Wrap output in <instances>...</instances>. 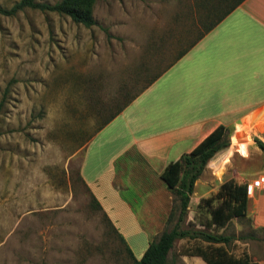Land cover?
Wrapping results in <instances>:
<instances>
[{
	"label": "rangeland",
	"instance_id": "rangeland-1",
	"mask_svg": "<svg viewBox=\"0 0 264 264\" xmlns=\"http://www.w3.org/2000/svg\"><path fill=\"white\" fill-rule=\"evenodd\" d=\"M199 10L195 0H97L91 26L31 8L0 15V264H131L79 166L122 95L140 88L201 30ZM244 134L239 141H248ZM261 134L264 125L245 157L230 136L208 161L211 174L245 182L264 176ZM215 232L234 237L226 246L234 255L264 260V228L248 214Z\"/></svg>",
	"mask_w": 264,
	"mask_h": 264
},
{
	"label": "crops",
	"instance_id": "crops-1",
	"mask_svg": "<svg viewBox=\"0 0 264 264\" xmlns=\"http://www.w3.org/2000/svg\"><path fill=\"white\" fill-rule=\"evenodd\" d=\"M219 124L231 129V140L244 132L248 141L264 125V0H244L85 146L79 176L134 256L143 254L167 228L176 203L162 172ZM244 142L232 144L242 157L248 155L249 143ZM221 156L225 166L229 153ZM209 170L207 163L194 183L180 223L183 229L225 228L232 219L224 226L211 219L221 184L254 180H238L228 172L217 178ZM248 195L246 214L264 228V185ZM205 244L197 238L177 239L168 261L207 264L200 256L184 253Z\"/></svg>",
	"mask_w": 264,
	"mask_h": 264
},
{
	"label": "trees",
	"instance_id": "trees-1",
	"mask_svg": "<svg viewBox=\"0 0 264 264\" xmlns=\"http://www.w3.org/2000/svg\"><path fill=\"white\" fill-rule=\"evenodd\" d=\"M96 1L97 0H58L50 3L39 0H19L9 8L0 6V15H15L19 11L31 8L41 12H56L70 17L77 23L91 26L95 24L93 8ZM243 1L244 0H195L196 7L202 10H199L198 14V20L202 26L201 30L197 31L195 37L186 47L178 50L167 63H164L160 69L150 74L140 88L132 93L123 94V101L117 104L113 112H110L102 118V121L94 130L93 135L115 118L133 99L153 83L176 60L184 55L191 46L221 22ZM154 50L156 52L158 49L155 48ZM145 68L148 69V66L143 65L144 70ZM230 136L231 129L219 124L190 152L182 154L179 159L170 162L166 166L161 176L174 195L173 200L176 203L173 204L171 213L168 217L167 228L155 240L149 242L140 258H136L133 255L123 237L113 227L120 240L125 245V250L132 260L131 264H170L168 261L170 250L173 248L177 239L184 237L197 238L206 242L205 245H195L192 249L185 250L184 253L200 256L207 264H257V261L252 260L246 253H243L241 256H236L226 249V246L234 239L231 235L200 229H183L180 226V223L186 218L187 207L195 181L202 174L208 161L218 151L229 146ZM250 142V140L246 141V143ZM235 143L245 142L232 139V144ZM79 178L81 179L80 176ZM247 189V183L235 185L230 182H224L221 184L216 194L219 203L211 210V219L215 221L217 225L224 226L234 217L245 216L249 200ZM92 197L93 202L101 209L97 200L94 196ZM209 199L210 198H207L206 201ZM175 217L176 221L172 224Z\"/></svg>",
	"mask_w": 264,
	"mask_h": 264
},
{
	"label": "built area",
	"instance_id": "built-area-1",
	"mask_svg": "<svg viewBox=\"0 0 264 264\" xmlns=\"http://www.w3.org/2000/svg\"><path fill=\"white\" fill-rule=\"evenodd\" d=\"M262 185H264V176H259L251 184H248L247 193L249 194L253 188L261 187Z\"/></svg>",
	"mask_w": 264,
	"mask_h": 264
}]
</instances>
